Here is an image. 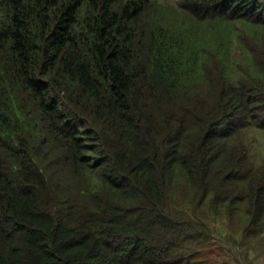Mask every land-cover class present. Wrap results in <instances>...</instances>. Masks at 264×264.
Returning a JSON list of instances; mask_svg holds the SVG:
<instances>
[{
	"label": "trees",
	"instance_id": "trees-1",
	"mask_svg": "<svg viewBox=\"0 0 264 264\" xmlns=\"http://www.w3.org/2000/svg\"><path fill=\"white\" fill-rule=\"evenodd\" d=\"M180 7L0 0V264H208L229 221L264 241V0Z\"/></svg>",
	"mask_w": 264,
	"mask_h": 264
},
{
	"label": "rangeland",
	"instance_id": "rangeland-1",
	"mask_svg": "<svg viewBox=\"0 0 264 264\" xmlns=\"http://www.w3.org/2000/svg\"><path fill=\"white\" fill-rule=\"evenodd\" d=\"M157 6L162 11V16L170 22H180L184 16V10L180 7L181 0H154ZM180 15V16H178ZM186 17V16H185ZM188 18V17H186ZM190 24L196 29V33H203L207 30V24L200 21H195L193 18H188ZM244 38L250 39L252 34L247 28H242L245 32ZM250 32V33H249ZM243 47L251 48L253 45L244 41ZM207 47L208 45L205 44ZM234 55L237 60L243 59L241 53V44L234 43ZM246 143L249 146L251 153V161L255 165L264 163V133L256 130H250L246 133ZM244 139V138H243ZM238 222L225 223L224 225L216 223L215 233L211 237H215L212 241L210 256L206 259L210 260L208 264H264V241L259 240V245L256 243H246L240 236L238 231ZM229 236V237H227ZM221 246L223 249H220Z\"/></svg>",
	"mask_w": 264,
	"mask_h": 264
}]
</instances>
